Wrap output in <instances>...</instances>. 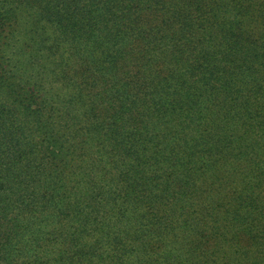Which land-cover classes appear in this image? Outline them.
<instances>
[{
    "label": "trees",
    "instance_id": "16d2710c",
    "mask_svg": "<svg viewBox=\"0 0 264 264\" xmlns=\"http://www.w3.org/2000/svg\"><path fill=\"white\" fill-rule=\"evenodd\" d=\"M0 264H264V0H0Z\"/></svg>",
    "mask_w": 264,
    "mask_h": 264
}]
</instances>
